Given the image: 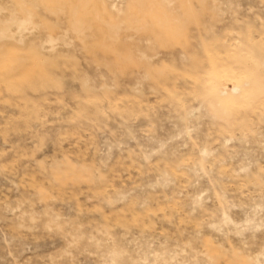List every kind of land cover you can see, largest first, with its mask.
<instances>
[{
  "label": "rangeland",
  "instance_id": "rangeland-1",
  "mask_svg": "<svg viewBox=\"0 0 264 264\" xmlns=\"http://www.w3.org/2000/svg\"><path fill=\"white\" fill-rule=\"evenodd\" d=\"M0 264H264V0H0Z\"/></svg>",
  "mask_w": 264,
  "mask_h": 264
}]
</instances>
